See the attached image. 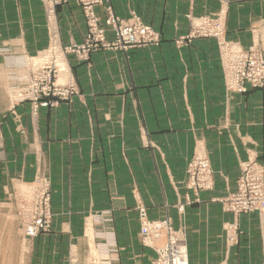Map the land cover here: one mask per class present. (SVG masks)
<instances>
[{
  "label": "crops",
  "instance_id": "obj_1",
  "mask_svg": "<svg viewBox=\"0 0 264 264\" xmlns=\"http://www.w3.org/2000/svg\"><path fill=\"white\" fill-rule=\"evenodd\" d=\"M109 1L116 15L133 12L158 31L160 43L126 53L95 52L88 63L69 55L79 93L70 105L40 109L33 118L28 103L17 105L14 113L8 110L5 60L47 47L43 4L0 0V212L10 208L18 185L44 172L50 176L52 202L60 204L57 211L64 205L57 217L64 235L76 234L74 221L110 209L118 243L125 252L134 251V206L141 201L149 217L168 214L176 226L181 221L191 264H199L194 253L210 257L207 253L224 251L229 258L239 253L251 264H262L264 210L239 217L240 243L226 249L220 232L232 215L212 199L235 189L242 161L255 158L264 164V91L225 90L214 38L175 43L190 29L188 13L213 15L221 0ZM226 1L225 39L243 48L253 38L264 41V0ZM96 12L104 19L102 6ZM58 18L61 42H82L86 27L75 0L58 8ZM196 143L206 150L214 185L200 193V203L185 207L180 220L169 209L181 200L170 181L184 179ZM67 247L33 245L40 254L35 264H62Z\"/></svg>",
  "mask_w": 264,
  "mask_h": 264
},
{
  "label": "rangeland",
  "instance_id": "obj_2",
  "mask_svg": "<svg viewBox=\"0 0 264 264\" xmlns=\"http://www.w3.org/2000/svg\"><path fill=\"white\" fill-rule=\"evenodd\" d=\"M41 2L48 31L47 47L34 55L10 56L5 60L6 97L11 113L22 103L29 104L33 118L40 109H52L62 103L70 105L79 93V87L69 55H73L78 63H88L89 56L95 52L118 50L126 53L134 48L156 46L161 40L159 32L135 13L128 17L116 15L109 0H75L83 14L85 35L80 43L63 44L58 8L67 0ZM98 6L104 9V19L96 12ZM226 12L227 1L221 0L213 15L195 17L188 13L190 29L187 34L177 37L175 43L182 46L196 37L214 38L225 90L236 94H244L249 89L264 91V41L253 38L247 48L227 41L224 36ZM232 48L248 54L241 67L236 61L231 67L226 63L225 53ZM197 159L206 161L207 171L199 169ZM170 183L181 200L169 205V209H173L181 220L186 206L200 203V193L213 189V170L201 143H196L193 148L184 179H171ZM52 194L50 176L44 172L37 173L32 181L22 183L14 190L12 205L9 209L4 206L5 211L0 212V264H35L39 253L34 251L33 245L67 243L69 248L72 241L76 246L65 251L62 264H191L187 234L181 221L176 226L173 216L163 214L151 218L147 206L137 201L134 206L138 223L137 243L135 250L127 253L117 241L110 209L95 211L83 220L74 221L76 234L64 235L67 232L61 229L63 220L57 218L64 212V205L57 211L60 204L52 202ZM212 201L219 202L222 211L232 215V220L225 221L221 227L225 248L238 246L243 234L239 217L264 210V164L255 158L242 161L235 189ZM260 240L263 242L262 236ZM207 254L210 257L205 253H194V260L199 264H251L239 253L236 258H229L225 251ZM262 257L264 264V252ZM54 262L61 264L57 260Z\"/></svg>",
  "mask_w": 264,
  "mask_h": 264
},
{
  "label": "built area",
  "instance_id": "obj_3",
  "mask_svg": "<svg viewBox=\"0 0 264 264\" xmlns=\"http://www.w3.org/2000/svg\"><path fill=\"white\" fill-rule=\"evenodd\" d=\"M246 56H248V54H246V53L243 54V52H240V50L232 48L228 52L225 53V60H226V63L228 64V66H230V67H231L232 62H235V61L239 62L240 67H241L243 60ZM261 69H263V68H261ZM230 74H231V72H230ZM230 79L232 81V77ZM239 87H240V89H243V87L241 85ZM196 162H197V165L199 166V169H201L202 171H207V163L204 159H197Z\"/></svg>",
  "mask_w": 264,
  "mask_h": 264
}]
</instances>
